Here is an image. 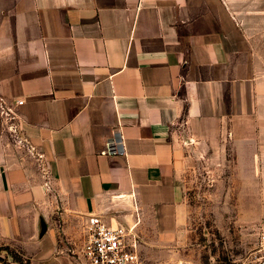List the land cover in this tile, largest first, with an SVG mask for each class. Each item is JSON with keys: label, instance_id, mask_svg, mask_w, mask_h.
I'll list each match as a JSON object with an SVG mask.
<instances>
[{"label": "crops", "instance_id": "0c3cea01", "mask_svg": "<svg viewBox=\"0 0 264 264\" xmlns=\"http://www.w3.org/2000/svg\"><path fill=\"white\" fill-rule=\"evenodd\" d=\"M0 102L25 141L0 110V247L28 264H82L89 215L177 264L201 152L264 217V0H0Z\"/></svg>", "mask_w": 264, "mask_h": 264}, {"label": "rangeland", "instance_id": "374dc122", "mask_svg": "<svg viewBox=\"0 0 264 264\" xmlns=\"http://www.w3.org/2000/svg\"><path fill=\"white\" fill-rule=\"evenodd\" d=\"M233 174L238 173L230 153L192 156L184 181L193 238L177 264H246L249 255L264 244L262 205L231 200V193L242 194L246 189ZM3 250L0 247L1 264H13V256Z\"/></svg>", "mask_w": 264, "mask_h": 264}, {"label": "built area", "instance_id": "2783aa9c", "mask_svg": "<svg viewBox=\"0 0 264 264\" xmlns=\"http://www.w3.org/2000/svg\"><path fill=\"white\" fill-rule=\"evenodd\" d=\"M17 103L21 104L23 101ZM0 110L9 131L18 143L25 145L19 135L21 127L17 112L3 102H0ZM86 231L82 264H143L141 239L135 227L112 225L100 215H89ZM4 252L7 253L6 250ZM246 264H264V244L249 255Z\"/></svg>", "mask_w": 264, "mask_h": 264}, {"label": "trees", "instance_id": "16d2710c", "mask_svg": "<svg viewBox=\"0 0 264 264\" xmlns=\"http://www.w3.org/2000/svg\"><path fill=\"white\" fill-rule=\"evenodd\" d=\"M6 251L8 254L12 255L13 258L18 261L20 264H23L24 260L22 259V257H19L14 251H12L11 249H9L8 247H5Z\"/></svg>", "mask_w": 264, "mask_h": 264}, {"label": "water", "instance_id": "95a60500", "mask_svg": "<svg viewBox=\"0 0 264 264\" xmlns=\"http://www.w3.org/2000/svg\"><path fill=\"white\" fill-rule=\"evenodd\" d=\"M0 258H2V257H0ZM0 261H1V259H0Z\"/></svg>", "mask_w": 264, "mask_h": 264}]
</instances>
